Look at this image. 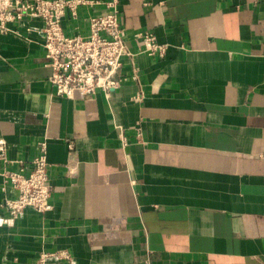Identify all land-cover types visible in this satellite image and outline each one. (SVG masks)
Masks as SVG:
<instances>
[{
	"label": "crops",
	"instance_id": "1",
	"mask_svg": "<svg viewBox=\"0 0 264 264\" xmlns=\"http://www.w3.org/2000/svg\"><path fill=\"white\" fill-rule=\"evenodd\" d=\"M62 20L85 34L105 2ZM106 96H58L42 23L0 32V264H264V0H118ZM165 44L140 52L138 34ZM42 152L50 208L4 174ZM69 256L64 258L61 253Z\"/></svg>",
	"mask_w": 264,
	"mask_h": 264
},
{
	"label": "built area",
	"instance_id": "2",
	"mask_svg": "<svg viewBox=\"0 0 264 264\" xmlns=\"http://www.w3.org/2000/svg\"><path fill=\"white\" fill-rule=\"evenodd\" d=\"M92 0H0V32L14 30L10 24H22L25 18L42 23L45 65L51 69L49 81L58 96L74 99L94 94L97 90L106 96L118 85L116 72L122 66L126 52L124 29L118 19V0L105 2V12L88 17L85 34L66 35L62 20L66 14L77 17L80 4H92ZM17 31V30H14ZM140 52L162 57L165 44L157 42L154 34H138ZM31 169L4 174L5 181L17 191V196L8 199L12 214L25 207L44 212L49 204L50 184L48 163L44 152L34 158ZM68 258L66 252H62ZM48 254L40 256L39 264H45Z\"/></svg>",
	"mask_w": 264,
	"mask_h": 264
}]
</instances>
